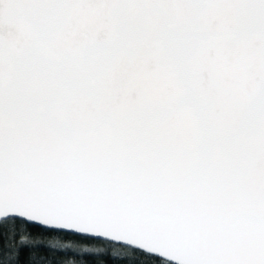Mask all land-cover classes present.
Returning a JSON list of instances; mask_svg holds the SVG:
<instances>
[{"label": "snow or ice", "instance_id": "6c2138e0", "mask_svg": "<svg viewBox=\"0 0 264 264\" xmlns=\"http://www.w3.org/2000/svg\"><path fill=\"white\" fill-rule=\"evenodd\" d=\"M64 238L264 264V0H0V264Z\"/></svg>", "mask_w": 264, "mask_h": 264}, {"label": "trees", "instance_id": "16d2710c", "mask_svg": "<svg viewBox=\"0 0 264 264\" xmlns=\"http://www.w3.org/2000/svg\"><path fill=\"white\" fill-rule=\"evenodd\" d=\"M51 250H41L32 255L41 258L45 264H157L156 259L147 256L131 257L125 260L124 250L119 246H108L111 242L99 239L47 240ZM28 254H25L27 258Z\"/></svg>", "mask_w": 264, "mask_h": 264}, {"label": "water", "instance_id": "95a60500", "mask_svg": "<svg viewBox=\"0 0 264 264\" xmlns=\"http://www.w3.org/2000/svg\"><path fill=\"white\" fill-rule=\"evenodd\" d=\"M95 239H99V238H95Z\"/></svg>", "mask_w": 264, "mask_h": 264}]
</instances>
